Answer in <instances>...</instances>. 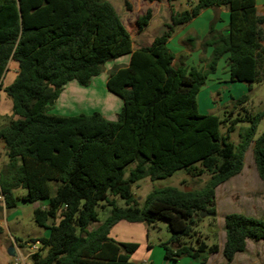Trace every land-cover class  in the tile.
I'll return each mask as SVG.
<instances>
[{"label": "trees", "instance_id": "trees-1", "mask_svg": "<svg viewBox=\"0 0 264 264\" xmlns=\"http://www.w3.org/2000/svg\"><path fill=\"white\" fill-rule=\"evenodd\" d=\"M194 2L188 10L173 12L150 46L135 49L109 0H0V91L9 63L19 66L14 82L4 88L13 105L12 118L0 125L8 158L0 171V193L7 210L18 206L19 190L25 191L23 203L46 204L33 212L47 235L27 244H40L30 264H134L138 245L110 238L121 221L154 227L166 220L168 260L217 254L219 245L208 246L196 229L202 213L217 216L216 191L242 173L250 147L264 184V134L254 140L264 113L247 112V95L226 108L224 120L200 114L197 101L226 56L231 82L247 83L250 91L252 84L264 82V16L257 13V0ZM219 8L230 12L226 33L211 23L201 44L212 49L205 67L186 66L188 54L176 57L169 40L204 10ZM151 15L147 11L138 18L140 30ZM195 39L187 37L191 46ZM124 56H130L128 65L109 70L106 83L122 100L115 121L99 112L50 113L67 84L88 87L107 63ZM240 122L250 127L240 131L235 144L231 135ZM180 171L209 179L199 190H154L139 205L133 193L139 180H163ZM224 230L227 264L246 251L247 241H264V221L243 214L226 215ZM188 238L196 245L184 243Z\"/></svg>", "mask_w": 264, "mask_h": 264}, {"label": "rangeland", "instance_id": "rangeland-1", "mask_svg": "<svg viewBox=\"0 0 264 264\" xmlns=\"http://www.w3.org/2000/svg\"><path fill=\"white\" fill-rule=\"evenodd\" d=\"M109 1L115 7L124 25L130 32L135 49L150 45L155 37L161 35L166 30L165 25L170 23L173 12H183L195 4L194 0H175L172 5L167 0L153 3L144 0ZM147 11H151L152 13L149 25L140 30L137 20L139 17L144 16ZM208 13L209 15L211 14V12ZM189 27L184 30L183 26L176 28L173 34V36L175 34L176 36L172 41V45H169V48L175 53L176 57L180 53L183 55L195 52L197 56L190 58L188 65L200 66L202 60L207 57L204 48L201 47L203 39L197 36L192 25ZM190 36L196 38L194 46H191L192 44L187 41V37ZM186 50L187 52H185ZM129 61L130 56H124L107 63L104 72L92 79L88 87H83L77 82L67 84L63 94H61L50 113L60 116H76L80 114H92L93 112L103 114L105 111L112 110V112L118 114L122 107V100L107 89L108 72L114 67L128 65ZM224 69H227V65L223 67ZM217 77L220 79L219 81H217ZM245 95L249 97L248 103L244 106L247 112L252 116L264 113V82L252 84V90L250 91V85L247 83L231 82L230 78L224 79L222 75L211 76L198 95L199 113L202 115H215L224 120L226 108L229 107L230 109V106H233ZM237 112H239L241 117H244L241 108ZM235 117L236 115H234ZM5 123H8L6 118L0 122V125ZM249 127V122H240L237 125L236 131L231 135V141L238 144L240 142V131ZM221 132L222 134L226 133L224 126L221 128ZM263 134L264 118L258 124L254 140H257ZM4 160L8 161V158L4 157ZM244 163L245 166L240 175L230 179L218 188L216 197L217 216L201 217L199 227L196 229L199 232L198 236L200 240L210 247L221 245L226 241L224 218L228 214H243L247 217L264 221V184L259 178L256 169L252 147L246 152ZM208 179V175L193 177L184 171L177 172L172 177L157 181H151L148 177H145L133 186V193L139 205L143 206L147 196L154 190L167 187H175L186 191L199 190L205 186ZM54 192L55 188L52 185V193L54 194ZM24 195L25 191H16L15 197L19 199L18 206L7 210L0 193V217L4 218V222L1 225L7 234L4 236V240L7 241L0 238V247L3 248V251H0V264H6L7 262L30 264V254L34 253V251L27 244L47 235V231L37 226L34 221L33 212L36 208L35 205L22 202ZM119 203L121 206H124L122 201H119ZM44 204L39 203V206L43 207ZM107 214L108 212H101L100 219H104ZM151 234V241L154 245L167 244L171 237L168 222L166 220L159 221L155 227L151 228ZM11 237L15 238L18 246L16 250L18 257L16 258L8 255V247H6L11 243L9 242ZM184 243L196 245V239H184ZM168 246L174 249L172 244ZM247 249V252L240 254L237 261L232 264H264V241L254 242L249 240ZM163 252L164 248L158 247L157 252L153 256L155 264H159L160 256Z\"/></svg>", "mask_w": 264, "mask_h": 264}, {"label": "crops", "instance_id": "crops-1", "mask_svg": "<svg viewBox=\"0 0 264 264\" xmlns=\"http://www.w3.org/2000/svg\"><path fill=\"white\" fill-rule=\"evenodd\" d=\"M208 12H211V14L209 15ZM257 13L259 16H264V0H257ZM204 16H205V18H204ZM202 18H204V19H202ZM229 19H230V12L226 8L207 9V10H204L200 14L199 17H197L196 19H194L190 23L184 25L183 30L188 28L190 25H192L193 30L195 31L197 36H199L200 39H204L208 34L209 27H210L211 23H214L215 29L217 31L226 33L227 26L229 23ZM175 36H176V34L174 36H172V38L169 40L168 47H169V45H172V41L175 38ZM150 45H147V46H150ZM185 52H187V50ZM185 52H183V53H185ZM211 53H212L211 48L205 49V54L207 55V57H206V59L202 60L200 66L188 65V60L190 58H195V56H197L195 52L188 54V58L185 62V65L188 67H197V68L201 69V68L205 67L206 62H204V61H206L210 58ZM181 55H182V53H180L179 56H181ZM225 65H227V69L223 70V67ZM8 69H9V72L5 74L4 79H3V89H2V91H0V115L3 117L2 120H4V118H6L9 122L10 119L12 118V105L13 104H12V101L9 100L8 97L6 96V93L4 92V88H6L7 86L11 85L14 82V80L17 76V73L19 71V66L15 62H10L8 65ZM224 71H226V72L224 73ZM221 75L224 76V79L230 78L227 56L219 61L216 73L213 75H210L208 80H210L211 76L216 77V76H221ZM216 79H218L217 81L220 80L218 77ZM102 115L111 121H115L117 119V114L112 112V110L105 111V113H103ZM4 157H7L6 151H5V145H4V142H2L0 140V171H1L2 167L8 163V161L4 160ZM219 188H220V186H219ZM216 197H217V191H216ZM34 205L36 208L40 207L39 203H35ZM43 207L45 208L46 204H44ZM104 212H109V211L107 209ZM104 219H101V221H103ZM2 222H4V218L0 217V227L3 229V233L0 235V238H2V240H4L5 239L4 236L7 234L1 225ZM151 228H153V227H147L145 224H142V223H129L126 221H121V222L117 223L112 228V230L110 232V238L114 239L118 243H134V244L138 245V249L131 256V260L134 264H155L156 262L153 260L154 254L157 252L158 247H162V248H164V247H163L162 243L154 245V243L151 241V235H152L151 234ZM225 238H226V235H225ZM4 241H7V240H4ZM9 242H11L10 244L8 243L9 246H6V247H8V250L10 249L11 245H12V247L15 248V250L18 249V246H17V243H16L14 237H11ZM224 244H225V241L223 244L219 245V252L217 254H214V255L201 254L196 259L185 256V257H181L175 261L168 260L166 258V256H165L166 251L164 248V252H163V254L161 253V256H160L159 264H227L223 254H222ZM247 247H248V241H247ZM2 249L3 248L0 247V251H3ZM247 250L248 249L246 248V251L244 253H238L235 256L232 263L236 262L240 256V254H245L247 252ZM35 252L36 251H34V253ZM32 254L33 253H31L30 255H32ZM12 258H14V257H12ZM6 264H13V263L7 262ZM15 264H17V263H15Z\"/></svg>", "mask_w": 264, "mask_h": 264}, {"label": "water", "instance_id": "water-1", "mask_svg": "<svg viewBox=\"0 0 264 264\" xmlns=\"http://www.w3.org/2000/svg\"><path fill=\"white\" fill-rule=\"evenodd\" d=\"M201 217H209L208 214L206 213H202L201 214ZM8 254L11 256V257H14L16 258L18 256V253L16 252L15 248L14 247H10V249L8 250Z\"/></svg>", "mask_w": 264, "mask_h": 264}, {"label": "built area", "instance_id": "built-area-1", "mask_svg": "<svg viewBox=\"0 0 264 264\" xmlns=\"http://www.w3.org/2000/svg\"><path fill=\"white\" fill-rule=\"evenodd\" d=\"M30 245H31V247H30L31 250L37 251L40 244L38 242H36V243L30 244Z\"/></svg>", "mask_w": 264, "mask_h": 264}]
</instances>
